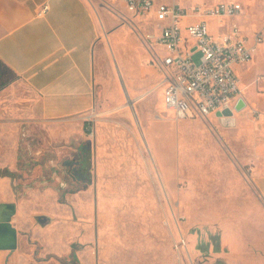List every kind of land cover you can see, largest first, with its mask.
Returning <instances> with one entry per match:
<instances>
[{
	"label": "rangeland",
	"instance_id": "rangeland-1",
	"mask_svg": "<svg viewBox=\"0 0 264 264\" xmlns=\"http://www.w3.org/2000/svg\"><path fill=\"white\" fill-rule=\"evenodd\" d=\"M174 1L184 7L233 1L241 4L242 12L230 18L227 27L236 24L240 30L243 25L254 30L264 24V0ZM93 5L111 18V24L103 28L104 36L111 29V51L107 49V64L100 75L107 83L111 77L118 89L121 77L126 88V82L136 80L137 56L148 59L141 38L150 28L126 13L122 0H93ZM196 19L189 15L182 23ZM205 21L216 39L225 31L218 27L217 18ZM253 38L249 37V46ZM252 54L251 67L246 64L235 73L244 96L257 95L256 113L247 110L248 120L239 126L236 118L233 125L213 116L177 119L162 106L155 73H147L146 86L138 90L146 94L132 108L110 111L101 106L92 111L83 139L69 145L49 143L43 128L28 123L32 112L26 113L25 103L32 100L31 95L0 62V104L5 105V118L19 120L22 169L16 178V172L4 177L26 178L17 200L29 198L35 205L37 228L43 221L39 224L43 231L30 228L24 234L29 241L25 246L29 264H264V208L251 181L255 151L260 149L255 144L260 142L255 127L264 128L259 123L264 115V89L250 81L264 71V42ZM199 58L196 54L194 61ZM119 59L126 69H121ZM111 127L116 129L113 144ZM108 199H127L131 205L100 206L96 214L111 210L135 216V222L126 225L138 233L126 242L146 250H79L95 245L85 231L80 233L83 243L76 239L82 215L94 211L85 202ZM59 234L68 235L66 254L41 256V250L61 247Z\"/></svg>",
	"mask_w": 264,
	"mask_h": 264
},
{
	"label": "crops",
	"instance_id": "crops-1",
	"mask_svg": "<svg viewBox=\"0 0 264 264\" xmlns=\"http://www.w3.org/2000/svg\"><path fill=\"white\" fill-rule=\"evenodd\" d=\"M213 3H192L190 6ZM44 5H47L48 9L44 14L38 15ZM217 19L218 27L225 29L219 34L221 36L229 31L227 21L230 18ZM106 24H111V18L104 9L96 10L93 0H0V62L18 78V83L29 91L32 100L29 99L25 103V111H31L32 117L28 123L43 128L51 144L69 145L83 139L88 115L92 111L100 110L101 106L110 111H122L129 106L121 86V77L118 89L112 86L111 77H107V83L100 75V69L105 68L107 64V49L111 51V29L105 36L103 33ZM263 26L264 24L253 30L243 25L240 33L248 41L249 37H254ZM134 62L137 64L136 80L133 84L126 82L125 88L132 103L146 94H141L138 90L140 86H146L144 75L147 73H155L154 86L159 88L162 96V88L158 85L160 77L150 66L149 58L138 55ZM118 63L120 67L123 66L121 69H126L121 59ZM252 64L253 60L247 68ZM242 67L244 65L235 66V72L237 68ZM263 73L264 71L256 73L250 81L252 84L258 83L264 89ZM251 89L252 86H249V90ZM246 96L242 90L241 99L245 107L233 114L238 126L248 120L247 110L251 113L256 111L253 102H256L257 95ZM4 107L5 105L0 104V264H29L25 251L29 241H26L24 234L30 228L43 231V221L37 228L34 223V217L38 218L33 208L35 205L29 202V198L17 200V191L26 180L23 176L20 181L15 179L17 173H21L18 160L20 126L18 119L4 117ZM238 117H243V120ZM259 123L264 124V115L260 117ZM255 129V133L260 135L259 144H255L260 149L255 151L257 159L253 163L251 181L264 208V128ZM115 130L111 127V144L114 143L112 134H115ZM4 168L10 172L6 170L4 173ZM14 172L15 178L4 177ZM84 205L92 206L94 211L91 215H82L81 219L84 221L79 222L76 227V239L77 242L83 243L84 238L80 233L85 231L90 234L95 245L80 247L79 250H146L134 248L126 242V239H132L133 235L138 233L126 225L134 223L135 216L127 214L128 211L116 215L115 211L111 210L107 214H96L100 212L96 211L97 207H124L131 205L129 200H88ZM67 236L59 234L58 244H61V247L41 250L40 255H65ZM45 237L48 238L47 235ZM34 238L36 237L31 236L30 239ZM57 239L58 237H55L53 240ZM111 241L115 244H111Z\"/></svg>",
	"mask_w": 264,
	"mask_h": 264
},
{
	"label": "built area",
	"instance_id": "built-area-1",
	"mask_svg": "<svg viewBox=\"0 0 264 264\" xmlns=\"http://www.w3.org/2000/svg\"><path fill=\"white\" fill-rule=\"evenodd\" d=\"M122 2L126 13L150 28L141 43L149 64L160 77L158 85L166 109L174 112L177 119L208 118L226 109L235 113L242 90L234 68L252 61L254 47L264 42V26L249 46L236 24L216 39L205 21L239 15L240 3L219 1L184 7L174 0ZM47 9L44 5L38 15ZM189 15L197 19L183 24ZM196 54L200 56L198 62L194 61Z\"/></svg>",
	"mask_w": 264,
	"mask_h": 264
},
{
	"label": "water",
	"instance_id": "water-1",
	"mask_svg": "<svg viewBox=\"0 0 264 264\" xmlns=\"http://www.w3.org/2000/svg\"><path fill=\"white\" fill-rule=\"evenodd\" d=\"M122 88H123V91L125 93V96H126V99H127V102H128V105L130 107H133V103L132 101L129 99V96L125 90V87L124 85L122 84L121 85ZM245 107V103L244 101L240 98L237 103L235 104V107H234V111L235 112H239L241 111L243 108ZM216 117L219 118L223 124L225 125H233L234 124V115H233V112L230 111L229 109H226V110H223L221 112H217L216 113ZM40 220V219H39ZM41 221V220H40Z\"/></svg>",
	"mask_w": 264,
	"mask_h": 264
},
{
	"label": "trees",
	"instance_id": "trees-1",
	"mask_svg": "<svg viewBox=\"0 0 264 264\" xmlns=\"http://www.w3.org/2000/svg\"><path fill=\"white\" fill-rule=\"evenodd\" d=\"M80 161H82V159H80ZM78 162V161H77ZM22 170V169H21ZM21 184H19V186H20ZM31 186H29V188H30Z\"/></svg>",
	"mask_w": 264,
	"mask_h": 264
},
{
	"label": "flooded vegetation",
	"instance_id": "flooded-vegetation-1",
	"mask_svg": "<svg viewBox=\"0 0 264 264\" xmlns=\"http://www.w3.org/2000/svg\"><path fill=\"white\" fill-rule=\"evenodd\" d=\"M53 167V166H52Z\"/></svg>",
	"mask_w": 264,
	"mask_h": 264
}]
</instances>
